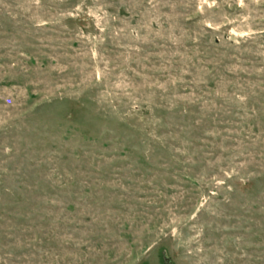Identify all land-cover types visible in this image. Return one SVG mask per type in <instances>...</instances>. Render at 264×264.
Segmentation results:
<instances>
[{
	"label": "rangeland",
	"instance_id": "1",
	"mask_svg": "<svg viewBox=\"0 0 264 264\" xmlns=\"http://www.w3.org/2000/svg\"><path fill=\"white\" fill-rule=\"evenodd\" d=\"M0 264H264V0H0Z\"/></svg>",
	"mask_w": 264,
	"mask_h": 264
}]
</instances>
